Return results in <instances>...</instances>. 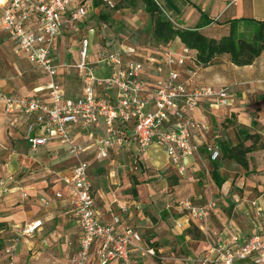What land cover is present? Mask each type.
<instances>
[{"label":"crops","instance_id":"obj_1","mask_svg":"<svg viewBox=\"0 0 264 264\" xmlns=\"http://www.w3.org/2000/svg\"><path fill=\"white\" fill-rule=\"evenodd\" d=\"M9 1L1 0L3 4ZM103 1L112 7L121 2ZM156 2L181 29L196 28L203 22L202 14L206 15L212 23L203 28L202 32L209 38L217 40L228 34L229 26L226 23L232 20L244 18L264 21V0H239L236 4H233L232 0H156ZM176 3L178 5H175ZM80 4H83L89 13L93 9L95 11L103 7V5L95 7L93 0H79L78 5ZM89 13L87 18L77 23L70 20L69 14L63 16V33L56 46L60 66L66 65L65 60L72 55L70 49H66V34L76 31L79 36L87 32L95 33L89 25ZM0 35V40L5 42L13 54L32 66L24 55L17 52L14 42L1 29ZM84 38L86 36H80L78 42L80 46ZM185 48L180 39H176L169 44L159 43V49H155L147 56L150 63L146 65L148 69L145 68L144 79L149 88L156 89L167 74V70L162 68L157 60L162 52L171 51L179 54ZM104 49L107 48L99 44L96 60L97 54ZM123 49L120 47L113 52ZM191 55L195 60L196 54L191 51ZM262 59L264 55L253 66L245 68L234 66L228 55L216 57L213 65L208 68L198 66L196 60L187 63V69L196 73V84L190 88L228 87L231 103L228 107L217 108L207 101L201 102L195 112V118L198 122L207 124L208 131L195 132L192 142L200 146V153L188 160L184 175H180L166 154L155 146L145 155L137 154L133 148L117 150L108 160H100L96 155L95 143H85L87 149L82 159L91 164L90 177L95 197V213L100 223L112 225L114 217H119L121 220V224L117 226L119 233L132 228L141 234L142 245L152 249H154L151 247L152 244L157 245L154 249L155 257H142L138 249H133L131 256L135 264H159L155 258H162L165 262L169 260L166 257H170L172 251L177 253L184 251L190 256L194 251L197 253L194 257L198 258L202 253L206 255L212 245L229 240L234 235L245 241L253 235L264 233V213L262 219L257 214V211L264 212V151L248 155L254 160L257 169L251 167L243 176H238L239 171L232 169L235 162L223 161L221 157L217 162L221 166L219 172L224 180L221 187H218L212 178L215 163L206 152L208 145L218 144L221 147L223 142L236 145L234 138L236 136L239 143L240 130L258 134L264 139V81L259 79V76L247 79L241 77L244 71L251 74V69L261 65L259 63ZM229 64L238 70H232L228 67ZM32 68L36 69L33 66ZM187 69L183 70L184 81ZM228 74L230 77L233 75L232 80L227 79ZM42 75L45 83L34 89V95L38 89L45 88L48 82L47 76L43 73ZM62 75L60 73V81L63 80ZM6 86V81L1 79L0 87L6 93L24 96L6 89ZM82 89L81 85V93L70 98L82 95ZM65 92L69 97L68 92ZM26 125L25 116H9L0 112V264L10 263L6 249L18 237L21 228L34 222H41L42 226L33 235L21 239L15 253L14 264H72L80 251L83 234L71 200L72 187L66 179L71 178L77 160L54 141L45 147L34 149L25 139ZM95 130L98 137L101 134L100 130ZM74 133L78 141L85 142V133L79 130ZM140 157L142 161L138 168L137 161ZM226 162L231 163L232 168L229 169ZM144 164L154 166L155 170L145 172ZM168 175L179 178V185L172 193L166 179ZM202 180L204 185L196 184V181ZM239 189L243 191L241 197L236 193ZM58 193L62 195L61 198L56 197ZM192 194L200 195L198 199L205 196L207 201H212L213 196L218 195V199L215 200L217 207L205 224H191L189 216L182 209L181 203L188 200ZM230 195L236 203L234 209L229 208ZM42 199L50 204L44 205ZM253 202L257 204V208L251 206ZM177 223L182 224V229L176 227ZM191 227L197 229L202 239L192 240L184 235ZM173 241L179 243L173 244ZM99 244L100 242H97L96 246ZM89 264L100 262L93 257ZM238 264L253 263L245 261Z\"/></svg>","mask_w":264,"mask_h":264},{"label":"built area","instance_id":"obj_2","mask_svg":"<svg viewBox=\"0 0 264 264\" xmlns=\"http://www.w3.org/2000/svg\"><path fill=\"white\" fill-rule=\"evenodd\" d=\"M238 1L232 0V3ZM78 3L79 0H10L3 4L0 0V29L14 42L17 52L48 78L45 88L29 97L8 94L0 87V112L26 117L25 139L34 149L54 141L77 160L71 178L66 179L72 187L71 200L83 234L80 251L72 264H89L93 257L100 264H135L131 256L133 249H138L142 257H155L156 252L142 245L138 231L127 228L119 233V217H114L112 225L98 220L91 164L82 159L87 149L85 143H95L100 160H108L117 150L133 148L137 154L145 155L155 146L166 154L178 173L184 175L188 160L200 153V146L192 142L195 132L208 131L207 124L196 120L195 112L204 101L217 108L228 107L230 90L224 86L190 88L196 84V73L187 69V63L195 61L187 48L179 54L162 52L157 60L167 74L156 89H151L144 79L145 63L132 59L136 54L132 49L103 50L97 54L96 62L90 63V43L84 38L77 64L82 95L68 97L59 78L56 46L63 33L65 14H69L74 23L88 17V9ZM101 64L111 70L108 79L100 80L94 76L95 67ZM185 68L188 70L186 81L182 80ZM95 129L100 130L98 137ZM76 130L85 133V142L76 139ZM206 152L212 162H218L222 157L218 144L208 145ZM56 197L62 195L58 193ZM41 202L46 206L50 204L43 199ZM181 205L191 224H205L217 206L216 203L196 206L190 200ZM252 205L257 206L256 203ZM41 226V222H34L21 228L18 237L6 249L9 264H14L21 239L33 235ZM176 227L182 229L183 226L177 223ZM97 242L100 244L96 246ZM245 261L264 264V233L245 241L234 235L212 245L203 259L204 264Z\"/></svg>","mask_w":264,"mask_h":264},{"label":"rangeland","instance_id":"obj_3","mask_svg":"<svg viewBox=\"0 0 264 264\" xmlns=\"http://www.w3.org/2000/svg\"><path fill=\"white\" fill-rule=\"evenodd\" d=\"M175 5L178 4L176 3ZM89 14V25L95 30V33L87 32L82 33L80 36H86V38L89 40L90 63H93V61L96 60V52L99 48V44H101L107 48L104 50H108L110 52L116 51V49H119L120 47L132 49L133 52L136 53L132 59L146 63L145 68L148 69V66L146 65H148L150 61L147 60V56H149L150 53L152 54L155 49H159V43L153 37V23L150 16L145 13L144 5L141 0H137L135 2V7L121 10H114L111 5L105 3L101 9L95 11L93 9V11ZM80 36L77 35V31L75 33L72 32L66 34V49H70L72 55H69L68 59L65 60L66 65L60 66L59 68V72L63 74V80L61 81L62 86L64 87L65 91L68 92L69 97H73L74 95H79L81 93L80 88L82 83L77 70L81 49V46L78 43ZM259 64L261 65H256L253 69H251L253 72H251V74H247V71L242 70L244 72L241 73V77L247 79L251 76H259V79L264 81V59L260 60ZM230 66L231 65L229 64L228 67L232 70H238ZM110 75L111 70L106 65H98L95 67L94 76L97 79H108ZM229 78L232 80L233 75L230 77L228 74L227 79L229 80ZM1 79L6 81V89L28 97L34 95L33 91L36 87L41 85L43 86L45 83L41 71L32 68V66L28 65L20 57L13 54V52L9 50L3 40H0V80ZM234 142L235 144H238L236 141V136L234 138ZM249 145H251V142L246 143V146ZM251 158L252 157H248L250 168L253 167L254 169H257V165H255L254 160H251ZM141 161L142 158L140 157L137 161L138 168L141 166ZM226 165L229 169L230 167L232 168L231 163L226 162ZM143 167L145 172H151L152 170H155V167L150 164H144ZM233 167L234 168L232 169H234V171H239L238 176H243V174H245V170L237 164L234 163ZM166 179L169 183V191L172 193L175 188L171 186V181L173 178L171 175H168ZM196 184L204 185L203 180L201 182L196 181ZM236 193H238V195L241 197V193H243V191L239 189ZM199 196L200 195L198 194H192L188 197V200H190L193 205L204 206L210 203H216L215 200L218 199V195H214L212 201H207L205 196H202L203 199H198ZM229 198L231 205L229 208L234 209L236 205L235 200L231 195ZM253 203H251V206L253 208H257L258 206L254 207L252 205ZM263 213L264 212L257 211L258 217L260 219L263 218ZM250 216L252 215L250 214ZM193 227H191L193 232L189 233V231H186L184 235L190 237L192 240H195L197 239V236H199V233L197 232V229H194ZM200 239H202L201 236ZM177 242L179 243V241H173V244ZM170 253H172L170 254V257H166L169 258V260H166L165 262L162 260V258H155V260L159 264H204L203 259L205 253L199 255L198 258L194 257L197 255V253H194V251L192 256L188 255L184 251H180L178 253L176 251H172ZM199 260H201V262H199Z\"/></svg>","mask_w":264,"mask_h":264},{"label":"trees","instance_id":"obj_4","mask_svg":"<svg viewBox=\"0 0 264 264\" xmlns=\"http://www.w3.org/2000/svg\"><path fill=\"white\" fill-rule=\"evenodd\" d=\"M94 6L104 5L103 0H93ZM137 0H121L114 6V10L135 7ZM144 11L148 14L153 23V37L159 43L169 44L176 39L196 54V62L202 68H208L218 56L228 55L230 62L238 67L245 68L255 64L264 55V21L254 19H235L228 23V34L217 40L209 38L202 32L203 28L211 25L207 16L202 14L203 22L196 28H178L164 12L156 0H141ZM127 4V5H126ZM222 25V24H221ZM239 143L233 145L231 142L221 143L222 160L233 161L245 171H250L248 155L258 151H264V139L258 134H251L246 130H240ZM251 145L246 146V143ZM212 178L218 187H221L224 180L219 172L221 166L214 162ZM254 172V171H253ZM251 172V173H253ZM171 186L179 185V178L172 176ZM196 229V228H194ZM193 232L190 230L189 233ZM200 239V236H197ZM154 249L156 244H152Z\"/></svg>","mask_w":264,"mask_h":264}]
</instances>
